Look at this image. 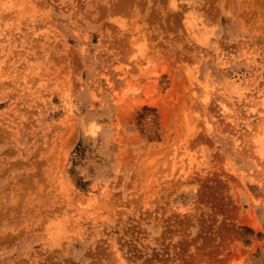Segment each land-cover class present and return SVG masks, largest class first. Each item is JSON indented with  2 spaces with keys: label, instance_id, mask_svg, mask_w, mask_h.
<instances>
[{
  "label": "rangeland",
  "instance_id": "1",
  "mask_svg": "<svg viewBox=\"0 0 264 264\" xmlns=\"http://www.w3.org/2000/svg\"><path fill=\"white\" fill-rule=\"evenodd\" d=\"M263 118L264 0H0V264H264Z\"/></svg>",
  "mask_w": 264,
  "mask_h": 264
},
{
  "label": "bare ground",
  "instance_id": "2",
  "mask_svg": "<svg viewBox=\"0 0 264 264\" xmlns=\"http://www.w3.org/2000/svg\"><path fill=\"white\" fill-rule=\"evenodd\" d=\"M198 31H199V30H198ZM199 33H200V32H199ZM223 95H225V94H223ZM238 105H239V104H238ZM245 106H246V105H245ZM262 106H263V104H262ZM239 107H240V106H239ZM247 107H248V106H247ZM251 107H252V106H251ZM219 108H220V107H219ZM236 108H237V107H236ZM240 108H241V107H240ZM251 109H252V108H251ZM261 109H262V108H261ZM223 110H226L225 107H223ZM233 110H234V109H233ZM241 110H242V109H241ZM243 110H244V109H243ZM226 111H227V110H226ZM229 112H230V111H229ZM234 112H235V111H234ZM241 112H242V111H241ZM241 112H240V113H241ZM234 114H235V113H234ZM243 115H244V114H243ZM250 115H251V114H250ZM253 115H254V114H253ZM255 115H256V114H255ZM255 115H254V116H255ZM239 116H240V115H239ZM241 116H242V115H241ZM247 116H248V115H247ZM236 117H237V116H236ZM240 118H241V117H240ZM259 118H261V116H259ZM254 119H255V117H254ZM256 119H257V118H256ZM263 119H264V118H263ZM252 120H253V119H252ZM251 122H252V121H251ZM253 122H254V121H253ZM253 122H252V123H253ZM263 126H264V125H263ZM252 128H253V126H252ZM252 128H249V130L252 129ZM254 128H255V127H254ZM261 128H262V126H261ZM261 128H260V129H261ZM247 129H248V128H247ZM260 129L258 128V129H256V130H260ZM247 131H248V130H247ZM250 131H251V130H250ZM250 131H249V132H250ZM260 131H261V130H260ZM249 134H250V133H249ZM261 135L264 136V134H262V132H261ZM261 135H259V136H258L257 134L255 135V137H254V139H253V145H252L253 148H254V150H255V151H253V153L256 152V155H258V157H259L258 159H262L261 161H259V163H260V162H261V163L258 164V165H261L262 162H263V164H264V140H263V138L261 137ZM247 137H249V136H247ZM251 137H252V136H251ZM249 139H250V138H249ZM232 145H233V144H232ZM239 145H240V143H239ZM251 150H252V149H251ZM242 152H243V151H242ZM251 153H252V152H251ZM250 155H252V154H250ZM252 157H254V156H252ZM252 157H251V158H252ZM254 158H255V157H254ZM254 158H253V159H254ZM256 159H257V158H256ZM256 159H255V160H256ZM262 166L264 167V165H262ZM262 166H261V167H262ZM256 167H257V166H256ZM185 173H186V172H185ZM263 174H264V173H263Z\"/></svg>",
  "mask_w": 264,
  "mask_h": 264
}]
</instances>
